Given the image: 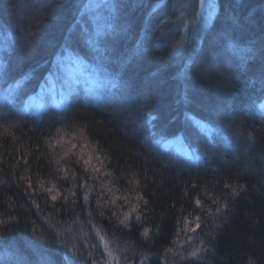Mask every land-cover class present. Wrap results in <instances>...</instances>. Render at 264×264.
I'll return each mask as SVG.
<instances>
[{"label": "trees", "instance_id": "1", "mask_svg": "<svg viewBox=\"0 0 264 264\" xmlns=\"http://www.w3.org/2000/svg\"><path fill=\"white\" fill-rule=\"evenodd\" d=\"M180 1L0 0V264H264V0ZM66 63L114 87L30 112Z\"/></svg>", "mask_w": 264, "mask_h": 264}, {"label": "rangeland", "instance_id": "2", "mask_svg": "<svg viewBox=\"0 0 264 264\" xmlns=\"http://www.w3.org/2000/svg\"><path fill=\"white\" fill-rule=\"evenodd\" d=\"M110 2L111 0H88L84 9L94 11L95 14H98V18H100L99 16H101L103 12L101 9V6H104L107 3H109L110 5ZM180 2L182 3V4L179 3L180 9H183V7L187 9L192 8V6L194 7L196 4L197 6V8L195 9L196 13L195 15H192L193 17L196 18V24L194 25L192 29L195 30L194 34L196 33V36L198 37L199 34L202 31H204V29L211 23V21L215 17L218 11V7H219L218 0H181ZM104 8L106 9V6H104ZM106 12H108V10ZM186 14L188 13L186 12ZM181 16L182 15L178 16V19L179 18L182 19ZM102 18L104 19L105 16ZM102 18L100 19L102 20ZM97 30L98 29H96V39H98L99 33H101ZM222 35L224 34H220V36L222 37L220 38L223 41L225 37ZM110 39H111L110 35H108V37L106 38L105 33H104L101 35V39H99L98 41L102 40L105 43H107ZM222 45L224 46V43H222ZM227 45L228 43H226L225 46L227 47ZM227 48H224L223 51L227 52ZM261 60L262 58L258 59V61H261ZM79 68L80 66L78 63H74L73 66L68 63L61 65V69H60L62 71L61 75H58L56 77L57 79L56 78L52 80L49 79L48 82L44 85V90L41 92V94L38 96L37 99H34L35 101H33V104L27 106V109L30 112H33V111L40 112L44 107H46V104H44V101L47 95L52 97V100H54L52 104L61 106L64 103V99L62 98L66 95L65 91H68L69 89H71L72 85L82 86L87 91L89 90L90 92H92L94 96L95 95L101 96L103 92L105 91V89L111 86V85H105L104 84L105 80L97 77V75H89L90 73H94V72L88 71V73L87 72L85 73L82 70H78ZM151 83H153V81H151ZM113 87L114 86H111V89ZM189 102H192L193 104L195 103L194 101H189ZM127 104L128 103H124V102L121 103V105H124L125 109H126L125 105ZM197 121L199 122L198 119ZM195 135L196 133L192 132V137L196 139L195 142L198 144V146L202 149L203 152L208 153L207 146L203 144L201 141H199L200 139L195 137ZM163 144L169 147L172 146V148L175 151L181 153L183 156H186L188 159H194L197 156L191 151L189 147L186 146L181 135H178L176 137L165 138L163 141ZM175 249H176V246H175ZM179 249L180 247H178V250ZM73 252L75 253V251ZM103 254H104V259L102 257L103 261L102 260L95 261L91 259H90L91 261H88L86 258H83L81 256L71 257L72 253H70L71 258L68 260L67 264H127V263H123L120 260V258L114 253V250H112L106 244H104V247H103ZM128 264H131V263H128Z\"/></svg>", "mask_w": 264, "mask_h": 264}, {"label": "snow or ice", "instance_id": "3", "mask_svg": "<svg viewBox=\"0 0 264 264\" xmlns=\"http://www.w3.org/2000/svg\"><path fill=\"white\" fill-rule=\"evenodd\" d=\"M197 203L199 204V201H197ZM192 255H195V252H194V253H192Z\"/></svg>", "mask_w": 264, "mask_h": 264}]
</instances>
